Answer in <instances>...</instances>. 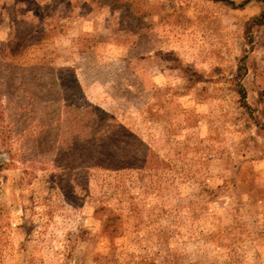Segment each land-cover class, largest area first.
I'll return each instance as SVG.
<instances>
[{
    "label": "rangeland",
    "instance_id": "obj_1",
    "mask_svg": "<svg viewBox=\"0 0 264 264\" xmlns=\"http://www.w3.org/2000/svg\"><path fill=\"white\" fill-rule=\"evenodd\" d=\"M241 2L0 0V264H264Z\"/></svg>",
    "mask_w": 264,
    "mask_h": 264
},
{
    "label": "trees",
    "instance_id": "obj_2",
    "mask_svg": "<svg viewBox=\"0 0 264 264\" xmlns=\"http://www.w3.org/2000/svg\"><path fill=\"white\" fill-rule=\"evenodd\" d=\"M248 1L249 0H243V2L239 3L238 5L243 6ZM260 1L264 4V0H260ZM231 3H233V1ZM263 22H264V6L258 15L254 16L250 19V21L248 22V29H250L251 26H253V25H259V24H262ZM241 93H242V96L244 97L245 96L244 91H242Z\"/></svg>",
    "mask_w": 264,
    "mask_h": 264
}]
</instances>
